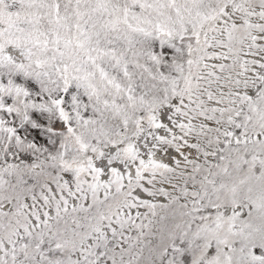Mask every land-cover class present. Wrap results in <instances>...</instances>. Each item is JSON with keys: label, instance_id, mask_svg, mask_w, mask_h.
I'll return each instance as SVG.
<instances>
[{"label": "snow or ice", "instance_id": "obj_1", "mask_svg": "<svg viewBox=\"0 0 264 264\" xmlns=\"http://www.w3.org/2000/svg\"><path fill=\"white\" fill-rule=\"evenodd\" d=\"M0 264H264V0H0Z\"/></svg>", "mask_w": 264, "mask_h": 264}]
</instances>
